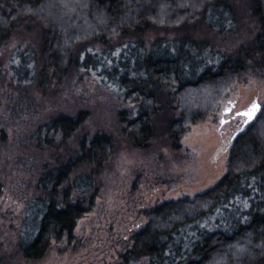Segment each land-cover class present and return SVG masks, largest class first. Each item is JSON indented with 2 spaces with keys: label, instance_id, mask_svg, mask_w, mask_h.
<instances>
[{
  "label": "trees",
  "instance_id": "1",
  "mask_svg": "<svg viewBox=\"0 0 264 264\" xmlns=\"http://www.w3.org/2000/svg\"><path fill=\"white\" fill-rule=\"evenodd\" d=\"M249 3L258 30L235 55L190 33L144 40L154 26L192 21L232 31V0H0V46L16 30L38 25L40 48L19 44L10 55L13 81L45 88L74 72L91 74L133 103L118 118L127 140L143 148L161 111L172 113L167 129L177 141L186 126L215 112L249 63L264 73V0ZM118 35L130 38L113 43ZM257 117L232 139L223 176L192 198L148 208L146 222L111 264H264V110ZM85 120L83 110L58 114L37 129L35 141L63 143ZM113 146L105 132L83 135L65 161L40 173L18 231L23 259L40 260L53 243L72 239L94 205L97 175Z\"/></svg>",
  "mask_w": 264,
  "mask_h": 264
},
{
  "label": "rangeland",
  "instance_id": "2",
  "mask_svg": "<svg viewBox=\"0 0 264 264\" xmlns=\"http://www.w3.org/2000/svg\"><path fill=\"white\" fill-rule=\"evenodd\" d=\"M232 3L236 15L232 31L219 32L192 21L175 27L154 26L144 40L149 43L158 36L174 38L190 33L235 55L258 29L249 0ZM120 37H114L113 43L130 38ZM24 43L40 48L38 25L16 30L0 46V264L114 263L129 246L131 234L146 222L148 208L169 199L192 198L213 186L227 171L231 137L245 119L233 116L234 112L246 109L255 100L261 107L254 119L264 110V73L249 63L215 112L186 126L179 140L174 141L167 129L172 113L163 110L154 117L149 144L135 147L127 140L118 118L119 110L133 103L118 98L91 74L74 72L62 83L51 81L45 88L15 83L9 59L13 49ZM225 107L231 112L225 113ZM81 110L86 120L67 141L56 144L55 140L53 146H39L35 141L41 125L58 114L75 115ZM222 118L226 123H221ZM96 132L111 135L114 146L97 175L98 191L92 209L79 218L71 240L53 243L40 260L23 259L17 251L18 231L24 205L37 192V177L45 168L65 161L81 136Z\"/></svg>",
  "mask_w": 264,
  "mask_h": 264
},
{
  "label": "snow or ice",
  "instance_id": "3",
  "mask_svg": "<svg viewBox=\"0 0 264 264\" xmlns=\"http://www.w3.org/2000/svg\"><path fill=\"white\" fill-rule=\"evenodd\" d=\"M229 104L231 105L232 102L229 101ZM258 108H259V104L255 101H253V103L248 107V109L244 110L241 113H237V115H243V116L247 117V119L244 121V123H247L248 120L252 119V117L254 116V114ZM231 110L232 109L230 107H225L224 112L229 113V112H231ZM221 123H226V121L222 118Z\"/></svg>",
  "mask_w": 264,
  "mask_h": 264
},
{
  "label": "water",
  "instance_id": "4",
  "mask_svg": "<svg viewBox=\"0 0 264 264\" xmlns=\"http://www.w3.org/2000/svg\"><path fill=\"white\" fill-rule=\"evenodd\" d=\"M255 102H257V103L259 104V108L256 110V112H255L254 116L252 117V119L248 120L247 123H244V121L247 119V117H245V119L243 120V122H242V124H241V126H240V129L237 130V131L235 132V134H237L238 131H241V130L244 128V126H245L246 124H249V123H250V122L256 117L257 113H258L259 110H260L261 105H260V103H259L257 100H255ZM250 105H251V104H250ZM250 105H249V106H250ZM249 106H248V107H249ZM248 107H247L246 109H248ZM246 109H242V110L238 111V113H241V112H243V111L246 110Z\"/></svg>",
  "mask_w": 264,
  "mask_h": 264
},
{
  "label": "flooded vegetation",
  "instance_id": "5",
  "mask_svg": "<svg viewBox=\"0 0 264 264\" xmlns=\"http://www.w3.org/2000/svg\"><path fill=\"white\" fill-rule=\"evenodd\" d=\"M232 107H233V106H232ZM237 113H238V111H237V112H234L233 116H239L240 118H243V117H244L243 115H237ZM235 135H236V134H235V131H234V133H233V135H232L231 138H234Z\"/></svg>",
  "mask_w": 264,
  "mask_h": 264
}]
</instances>
